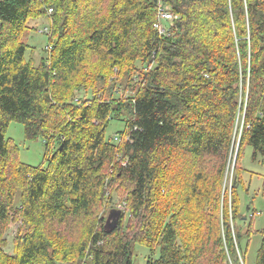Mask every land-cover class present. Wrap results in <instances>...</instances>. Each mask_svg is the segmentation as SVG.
Segmentation results:
<instances>
[{"label": "trees", "instance_id": "1", "mask_svg": "<svg viewBox=\"0 0 264 264\" xmlns=\"http://www.w3.org/2000/svg\"><path fill=\"white\" fill-rule=\"evenodd\" d=\"M13 122L44 142L43 165L19 160ZM245 146L264 159V0H0V264H134L135 244L159 249L148 264H240L255 234L264 264V228L236 193Z\"/></svg>", "mask_w": 264, "mask_h": 264}, {"label": "rangeland", "instance_id": "2", "mask_svg": "<svg viewBox=\"0 0 264 264\" xmlns=\"http://www.w3.org/2000/svg\"><path fill=\"white\" fill-rule=\"evenodd\" d=\"M35 31L29 34L28 44L30 48H35L34 59L38 63L43 57H46L44 49L48 45V36L45 33H41L45 28L49 26V21L45 18L39 19L31 24ZM30 55V50L27 53ZM249 85V76H247L246 82H241V88H247ZM246 90V94H247ZM245 94V96H246ZM245 98V97H244ZM244 123L243 115H240L237 121V134H235V143L233 152L230 156L231 168L230 172L223 184V193L227 201L228 207L231 205V185L233 180V170L236 164L237 149L239 144V136L242 131ZM124 125L121 122H112L108 128V135H114L116 132L123 130ZM6 138L13 140V142L19 148V160L27 165L41 166L44 164L46 156V146L41 139L30 141L27 140L24 134V126L19 123H11L6 132ZM254 149L252 146H245L242 152V157L239 164V170L236 172L237 187L236 193L239 200V209L243 216H249L247 211L248 207H251L257 211L254 219V228L256 230L264 228V159L258 157L254 160ZM125 203L122 202L120 197L115 196L113 204H107L101 209L100 214L103 215L107 221L112 210H123L120 206L124 207ZM9 230L6 234L5 250L12 252L13 250V238L16 234L18 223H13L9 226ZM245 232V229L242 230ZM262 237L260 234H255L251 242L247 247V239L243 238L241 245L242 248L247 250L246 260L240 264H256L257 252L261 246ZM133 263L134 264H148L150 259H157L160 256V251L157 249L153 253L147 246L142 244H135L133 246Z\"/></svg>", "mask_w": 264, "mask_h": 264}, {"label": "built area", "instance_id": "3", "mask_svg": "<svg viewBox=\"0 0 264 264\" xmlns=\"http://www.w3.org/2000/svg\"><path fill=\"white\" fill-rule=\"evenodd\" d=\"M159 11L160 12H159V16H158V21L155 24V27H156V29H158L160 34H164L166 32L165 23L173 20L174 16L171 14V12L169 11V9L167 7H160ZM49 12L51 13L52 10H50ZM48 32H49L48 28H45L43 31H41V33H45V34ZM115 139L119 140L118 136H116ZM123 206L124 207L120 206V208L125 209V204Z\"/></svg>", "mask_w": 264, "mask_h": 264}, {"label": "water", "instance_id": "4", "mask_svg": "<svg viewBox=\"0 0 264 264\" xmlns=\"http://www.w3.org/2000/svg\"><path fill=\"white\" fill-rule=\"evenodd\" d=\"M120 215H121V210H112L107 219L106 226L109 228H115L118 224Z\"/></svg>", "mask_w": 264, "mask_h": 264}]
</instances>
